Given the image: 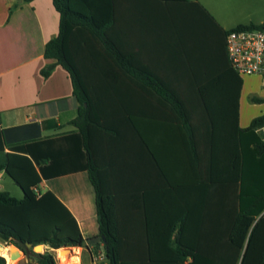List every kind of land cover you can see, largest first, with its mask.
<instances>
[{
    "label": "trees",
    "instance_id": "16d2710c",
    "mask_svg": "<svg viewBox=\"0 0 264 264\" xmlns=\"http://www.w3.org/2000/svg\"><path fill=\"white\" fill-rule=\"evenodd\" d=\"M53 4L59 12L58 32L43 47L44 56L53 60L40 72L47 76L56 64L67 70L79 102L71 120L76 130L8 143L0 128V150L9 148L0 170L23 191L16 197L0 189V238L32 257L23 264H57L53 251H35L26 241L55 248L89 247L97 236L104 240L109 264H264V139L257 131L264 124V111L246 126L239 125L243 77L231 66L226 49L229 30L264 26V19L225 28L198 0H146L143 10H135L133 17L146 22V45L155 41L156 63L162 68L179 61L183 68L188 66L195 89L187 91L169 89L164 73L152 70V59L136 56L142 35L138 42L137 27L131 39L124 35V0ZM202 36L208 40L209 55ZM124 71L137 74V82L160 83L147 92L163 106L139 108L138 92L132 98L122 89ZM154 109L161 117L150 113ZM143 115L169 118L176 139L186 140L187 147H177L171 167L179 199L177 217L160 220L165 223L159 233L138 236L121 232L118 196L107 171L118 155L113 140L127 130L148 146L140 135ZM103 135L110 142L105 160L100 159L98 143ZM127 151L121 150L131 158L126 167L134 170L137 161ZM154 160L170 180L156 153ZM81 169L94 185L99 225L98 233L87 237L51 189L35 190L42 178ZM0 264H6L2 254Z\"/></svg>",
    "mask_w": 264,
    "mask_h": 264
},
{
    "label": "crops",
    "instance_id": "0c3cea01",
    "mask_svg": "<svg viewBox=\"0 0 264 264\" xmlns=\"http://www.w3.org/2000/svg\"><path fill=\"white\" fill-rule=\"evenodd\" d=\"M145 1L124 0L123 9L124 5L127 8L122 20L124 35L131 39V33L135 32L132 28L137 27L138 42L140 34L142 35V49L136 52V56L142 60L151 58L154 65L152 70L159 75L164 73L168 78L165 85H168L169 89L193 91L195 86L188 66L183 68L179 61L162 68L160 62L156 63L155 60V41L152 40L146 45V22L133 17L135 10L138 13L139 8L144 9ZM198 1L225 27L203 0ZM58 26L59 12L53 0H0V128L5 129L8 143L76 130L71 120L76 114L79 102L73 94L67 70L61 64H56L47 76L40 72L43 66L53 60L44 56L43 47L45 42L58 32ZM201 44L209 55L207 38L202 36ZM134 75L137 74L123 72L122 89L131 92L132 98L133 92H138L135 98L139 108L163 106L157 97L147 92L157 90L160 83L137 82ZM242 92L243 84L239 96V125L246 126L251 117L243 116ZM150 113L159 116L155 109ZM219 131V128H216V133ZM176 133V128L169 118L161 120L146 115L141 117L140 135L164 163L170 180L163 176L160 165L154 160V153L152 155V151L148 150L140 136L136 138L127 130L120 140H113L118 155L115 166L107 173L118 196L123 234L141 236L145 233H159L160 227L165 223H160V220L172 222V219L177 217L179 199L172 188V177L175 175L171 167L172 163H175L177 147L185 149L187 142L176 139ZM98 143L101 146L100 159L105 160L109 155H106V149L110 145L108 136L103 135ZM123 148L128 149L130 157L136 159V169L126 167V159L129 162L131 158L122 155ZM7 150L8 147L0 150V161L4 159V152ZM5 173L3 169L0 170V179H3ZM2 187L3 183L0 182V189H4ZM36 189H51L73 213L83 236L98 233L95 189L86 169L42 178ZM133 194H136V200L133 199ZM43 246L51 251L55 248L44 243ZM59 248H55L57 264H66L67 261H70V264H109L105 256L104 240L99 236L89 247L70 245V249Z\"/></svg>",
    "mask_w": 264,
    "mask_h": 264
},
{
    "label": "rangeland",
    "instance_id": "374dc122",
    "mask_svg": "<svg viewBox=\"0 0 264 264\" xmlns=\"http://www.w3.org/2000/svg\"><path fill=\"white\" fill-rule=\"evenodd\" d=\"M203 2L219 18L226 28L238 22H259L264 18V0H203ZM242 77V112L243 116L252 118L264 111V75L244 74ZM0 182L3 183L2 188L9 190L12 195H22L21 187L8 174L5 173L3 179H0ZM0 242V254L7 251L8 247L12 245L19 248L13 242H7L2 239ZM45 248L46 247L42 245L40 251H43ZM52 249H54L53 251L57 258V250H55V248ZM9 257L11 262H8L5 257L6 264H13L20 260L24 263L27 260V256L22 252H20L19 257ZM66 264H70V261H67Z\"/></svg>",
    "mask_w": 264,
    "mask_h": 264
},
{
    "label": "built area",
    "instance_id": "2783aa9c",
    "mask_svg": "<svg viewBox=\"0 0 264 264\" xmlns=\"http://www.w3.org/2000/svg\"><path fill=\"white\" fill-rule=\"evenodd\" d=\"M226 49L231 66L240 75L264 74V26L229 30ZM257 131L264 139V124ZM35 190L38 191L36 188Z\"/></svg>",
    "mask_w": 264,
    "mask_h": 264
},
{
    "label": "water",
    "instance_id": "95a60500",
    "mask_svg": "<svg viewBox=\"0 0 264 264\" xmlns=\"http://www.w3.org/2000/svg\"><path fill=\"white\" fill-rule=\"evenodd\" d=\"M13 240L16 241V238H13ZM25 244H26L27 246H29V247L31 246V247L33 248V250H35V251H40V250H37V247H38L41 243H35V244H33L31 241H26ZM42 244H43V243H42ZM61 248L70 249V246H61ZM18 249H19V248H18ZM19 250H20V252H22V253L24 254V252H23L21 249H19ZM9 256H11L12 258L15 257V256H16V252H14V251H12V250L9 249ZM27 260H28V261H32V257H27ZM27 260H26V261H27ZM13 264H23V261L20 260L19 262H14Z\"/></svg>",
    "mask_w": 264,
    "mask_h": 264
},
{
    "label": "bare ground",
    "instance_id": "6f19581e",
    "mask_svg": "<svg viewBox=\"0 0 264 264\" xmlns=\"http://www.w3.org/2000/svg\"><path fill=\"white\" fill-rule=\"evenodd\" d=\"M42 245L43 244H40L37 247V250H41ZM9 249L12 250V251H14V252H16V256L15 257H19L20 256V251H19V249L17 247H15L14 245H12L11 247H8V250L7 251L1 253L2 255H4L7 258L8 262H11L10 261V257H9Z\"/></svg>",
    "mask_w": 264,
    "mask_h": 264
}]
</instances>
